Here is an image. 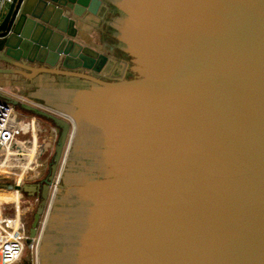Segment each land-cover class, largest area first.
I'll return each instance as SVG.
<instances>
[{
    "label": "water",
    "instance_id": "1",
    "mask_svg": "<svg viewBox=\"0 0 264 264\" xmlns=\"http://www.w3.org/2000/svg\"><path fill=\"white\" fill-rule=\"evenodd\" d=\"M0 84L57 132L36 264H264V0H13Z\"/></svg>",
    "mask_w": 264,
    "mask_h": 264
},
{
    "label": "built area",
    "instance_id": "2",
    "mask_svg": "<svg viewBox=\"0 0 264 264\" xmlns=\"http://www.w3.org/2000/svg\"><path fill=\"white\" fill-rule=\"evenodd\" d=\"M12 1L0 0V22L4 5H10ZM9 99L28 101L17 89L0 84V264H14L19 261L23 252L28 249L29 240L35 242L33 253L36 264V246L55 190L59 170L56 171L49 188L42 224L37 226L35 236L30 237L26 214L31 212L34 203L39 202V194L29 196L21 190V186L39 182L44 177L41 174V163L38 162L37 155L40 153L42 155L47 150L48 144L36 143L34 136L32 139L17 137L20 132L25 131L22 130L24 129L22 122L15 117L16 106ZM29 143L32 144L31 148L28 146ZM15 192L18 193V197L14 200L2 196L5 193Z\"/></svg>",
    "mask_w": 264,
    "mask_h": 264
},
{
    "label": "rangeland",
    "instance_id": "3",
    "mask_svg": "<svg viewBox=\"0 0 264 264\" xmlns=\"http://www.w3.org/2000/svg\"><path fill=\"white\" fill-rule=\"evenodd\" d=\"M9 7V4L4 5L3 11H2V17L6 13L7 9ZM18 91V90H17ZM15 117L20 122H22L25 132H20L17 137L19 139L28 138L32 139V136H34L36 143L45 142L48 144L47 150L41 155H37L38 162L41 163V174L42 176L47 174L49 162L51 161L52 153H53V146L56 141L57 132L53 126V124L48 121L47 119L33 116L31 113L20 109L16 107L15 109ZM32 144H28V146L31 148ZM16 193H5L2 196L5 199H14ZM27 199V197H25ZM23 198V200L25 199ZM37 203L32 205L31 212L26 214V221L27 225H29V222L31 221L32 213L34 212V209L36 208ZM44 215V214H43ZM44 216L40 218V223L38 225L41 226ZM28 249H26L22 257L14 264H35V253H33L35 248V242L34 240L28 241ZM37 247V246H36ZM37 251V249H36Z\"/></svg>",
    "mask_w": 264,
    "mask_h": 264
},
{
    "label": "crops",
    "instance_id": "4",
    "mask_svg": "<svg viewBox=\"0 0 264 264\" xmlns=\"http://www.w3.org/2000/svg\"><path fill=\"white\" fill-rule=\"evenodd\" d=\"M76 40L79 41V42L85 43V41H83V40H81V39H79V38H77V37H76ZM37 78H38L40 81H42L41 84H43V86H39V87H42V88L45 87V88H47L48 83H46L47 81H46V77H45V75H44V74L38 75ZM3 81H4V80H3ZM4 82H9V83H11V84H17L19 81L13 79L12 76H8V78H6ZM12 87L15 88V89H17V90L19 91V93H24V94H26V95H30V90H31V89H29L28 87H25L24 89H23L22 87H20V86H16V85H12ZM37 89H38V88H37ZM31 93H32V92H31ZM35 99H37V100H38V99L41 100L40 97H39V98L36 97ZM41 101H42V100H41Z\"/></svg>",
    "mask_w": 264,
    "mask_h": 264
},
{
    "label": "flooded vegetation",
    "instance_id": "5",
    "mask_svg": "<svg viewBox=\"0 0 264 264\" xmlns=\"http://www.w3.org/2000/svg\"><path fill=\"white\" fill-rule=\"evenodd\" d=\"M104 28L106 29L105 31H106L107 34L101 32V31H99V30H98V31H99V33H101V35H102L103 38H109L110 40L108 41V43H105V42H104L105 45H103V50H104L105 48H107V49L110 50V48H109V44L112 43V40H111V38H110V36H109V33H108V27L104 26ZM101 43H102V42H101ZM113 52H114V51H113ZM113 52L110 51V53H113ZM107 53H109V52H107ZM36 206H37V205H36ZM35 209H36V208H35ZM35 209H34V212H35ZM34 212L32 213L31 221L29 222V228H30V225H31V222H32V219H33ZM28 233H29V231H28Z\"/></svg>",
    "mask_w": 264,
    "mask_h": 264
},
{
    "label": "bare ground",
    "instance_id": "6",
    "mask_svg": "<svg viewBox=\"0 0 264 264\" xmlns=\"http://www.w3.org/2000/svg\"><path fill=\"white\" fill-rule=\"evenodd\" d=\"M15 193H16V194H15V196H14V199H16V198L18 197V195H17L18 193H17V192H15ZM14 199H13V200H14Z\"/></svg>",
    "mask_w": 264,
    "mask_h": 264
}]
</instances>
